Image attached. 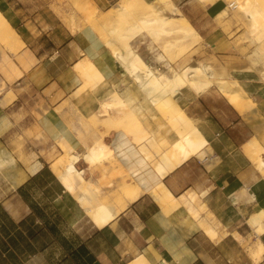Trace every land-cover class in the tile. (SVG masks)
I'll return each instance as SVG.
<instances>
[{"label": "crops", "instance_id": "1", "mask_svg": "<svg viewBox=\"0 0 264 264\" xmlns=\"http://www.w3.org/2000/svg\"><path fill=\"white\" fill-rule=\"evenodd\" d=\"M75 1L0 0V12L19 41L0 40V157L12 155L10 169L22 178L15 185L0 165V264H129L139 254L151 264H264V230L258 234L248 222L251 214L264 210V176L243 148L253 136L264 146V86L252 89L256 104L247 113L217 88L179 98L177 104L193 124L196 146L187 153L172 125L153 115L99 32L80 21L85 11L76 10ZM116 1L91 4L98 17ZM148 1L159 8L158 0ZM167 1L205 39L227 4ZM73 20L80 29H69ZM139 53L150 52L143 48ZM85 61L104 77L95 86L78 70ZM112 90L125 99L115 116L117 128L90 120ZM130 109L148 132L139 142L123 128ZM100 138L112 148V160L91 163L85 154ZM164 152L173 167L163 176L155 159ZM76 153L83 179L76 177L71 190L60 173ZM110 173L118 174L117 183L136 182L142 194L105 218L102 205L113 202ZM89 179L101 184V195L92 192ZM190 192L205 203V212L195 215L187 209L183 195ZM203 223L217 228L220 238L212 239Z\"/></svg>", "mask_w": 264, "mask_h": 264}, {"label": "bare ground", "instance_id": "2", "mask_svg": "<svg viewBox=\"0 0 264 264\" xmlns=\"http://www.w3.org/2000/svg\"><path fill=\"white\" fill-rule=\"evenodd\" d=\"M76 3L78 7L80 6L85 11L83 20L90 23L99 32L113 55L123 66L125 72L128 76L133 78L136 86L150 98L152 105L157 106L161 112H164L166 116H168V120L172 123V127L176 134L185 142L187 153L193 152L196 146L194 143V137L191 133L193 124L190 118L186 116L183 109L178 104H175L172 99V96L176 94L177 91L185 88L187 92H190L191 94L194 93L200 95V93L202 94L210 88L215 87L221 91L241 113H247V110H250L255 106L256 103L248 91L226 67L216 64L215 60H218L216 58L213 61H191L182 65L180 69L177 68L178 70L171 69V71L169 69L165 70V72H157L155 71V66L153 67L152 62L145 59L139 53L134 46L133 37L142 34V28L148 30L149 34L156 36L163 35L160 37H163L164 39L165 36H169L165 34H173L174 42L172 43H175L177 47H181L178 48L180 50L178 51L180 55L182 52L184 53L187 51L185 49L186 47L189 46L190 48V46L196 45L204 40V37L192 26L189 19L171 2H169V4L172 6V11L170 15H167L162 11H160L161 13L158 12L160 9H155L147 0H117L113 9L110 10L109 8V11L102 12L100 15L98 14V17L96 15V7L92 6L91 0H77ZM231 6L236 11L239 18L245 22L246 26H248L247 29L249 30L251 39L254 41V52H258L261 56H264V0H234L231 3ZM130 15H133L134 22L128 23V16ZM80 26V22L73 20L69 24V29L71 31H76L80 29ZM13 29L14 28L9 25L0 12V40L10 44L19 42L18 36L16 35L17 32L15 33ZM156 39L162 40V38ZM164 46L166 47V45ZM178 52L174 54L176 57L179 55ZM251 58L250 60L254 64L253 67H255L259 73L263 74L264 61L261 63L262 65H259L255 64L254 59ZM78 70H80L82 76L85 78L84 81L87 83L90 82L93 86L103 81L104 77H102L101 73L91 61L80 63L78 65ZM262 82L264 83V81ZM82 86L84 90L87 87L84 88V85ZM79 92L81 93V91ZM120 92L112 90L106 97L101 99L97 110L91 113L90 120H97L101 124H105L108 128H117L119 125L115 121V116L118 114V111L124 109V96H126V98L129 96V92L126 91V89L125 91L123 90L124 96L120 94ZM152 105H150V107ZM138 113L140 114V112ZM124 118L127 122L123 127L125 132L131 134L134 140L139 142L145 136L147 130L145 132L143 125H141L138 120L136 112L130 109L124 113ZM243 148L247 156L255 163L257 170L264 176V147L259 143L256 137L253 136L244 143ZM112 155V148L100 138L94 147L88 149L85 158L91 163H95L102 162L109 158L112 160ZM68 158L70 160L69 168L66 172L60 173V176L67 187L73 190L76 186V177L80 180L83 179V177L81 175L82 173L78 171L79 169L77 170V167L75 166V163L79 160V154H71ZM155 160V166L162 175L164 172L168 171V169L173 167L169 156L165 152ZM13 164L14 157L12 155L5 154L0 157V165L5 168L6 173L13 183L18 185L22 178L15 175V172L10 169ZM103 164H101V166H103ZM55 166L56 165H54V167ZM104 170L107 171L106 169ZM111 172L114 173V171ZM18 173L22 176L24 174L22 170H19ZM112 173L109 175L111 178L107 180V186L109 189L108 191H112L111 199L113 202H107V204L102 205L105 218L112 216L114 213L120 212L142 194V189L136 182L127 183V180H123L120 183H117V178L119 176L117 177L118 174H115L116 177H113L112 175L114 174ZM88 183L91 186L92 192H94L96 196L101 195V184H97L98 182H92L90 179ZM115 185L116 187L114 188ZM183 201L188 207L187 209L192 211L193 214L198 215L199 213L205 212L206 205L197 198L196 194L190 192L185 196L183 195ZM195 218L197 217L195 216ZM248 222L256 229L257 233L260 234L264 230V210H259L251 214L248 218ZM202 226L212 239H219L222 235L217 228L209 224L205 225L203 223ZM129 264L151 263L145 254H139L130 260Z\"/></svg>", "mask_w": 264, "mask_h": 264}, {"label": "rangeland", "instance_id": "3", "mask_svg": "<svg viewBox=\"0 0 264 264\" xmlns=\"http://www.w3.org/2000/svg\"><path fill=\"white\" fill-rule=\"evenodd\" d=\"M76 1L73 3L74 8L76 10H81L82 8L80 6L78 7ZM233 1L234 0H226L227 4L219 12V14H217L216 26L211 36L206 39L204 38L203 41L196 45L190 46V48L189 46L186 47L185 49L187 51H185L184 53L182 52L181 55L178 52L180 51L178 48L181 47H177L175 43H172L174 42L173 34H165L169 36L164 35V39L163 37H160L163 35L156 36L149 34L148 30L144 28H142L143 30H141L142 34H138L133 37L134 46L139 52L141 49L147 48L150 53H148V55H141L145 59L152 62V65L153 67L155 66L154 69L157 72H165V70L169 69L178 70L182 65L191 61H213L216 58L218 59L215 60L216 64H220L221 66L226 67L250 94L252 89L264 86V83L262 82L264 81V73H259V71H257L256 68L253 67L254 64L252 63L250 58L252 57L254 59L255 64L262 65L261 63H263L264 61V56L262 55V57L260 53L254 52V41L251 39V35L249 33V30L247 29L248 26H246L245 22L239 18V16L236 14V11L232 8L231 3ZM149 3L154 7V4L152 2ZM157 4H159V9H166L171 13L172 6L167 0H158ZM128 17V23L134 22L133 15H130ZM80 21L82 23H87L83 19ZM156 38H162V40H157ZM211 40L214 41L212 42ZM166 43L168 44V46ZM164 45H166V47ZM176 51L179 54H177L178 57L174 55L177 53ZM233 60H235V62L230 63L233 62ZM231 64H236L237 68L233 70L231 68L232 66H230ZM213 88L214 90H217L215 87ZM142 94L145 96V98L148 99L149 104L152 105L150 98L147 97L143 92ZM184 95L187 97L189 96L190 98L196 96V94H191L190 92H187L185 88H182L172 96L174 103L177 104L179 98H183ZM180 103H182V101ZM151 107V110L154 112L153 115H157V113H159L162 118L166 119L168 123L172 125L170 120H168V116H166L164 112H161V110H159L157 106L152 105ZM154 118L155 120H157L156 116H154ZM101 126L107 127L105 124H101ZM106 160L110 161V158Z\"/></svg>", "mask_w": 264, "mask_h": 264}]
</instances>
